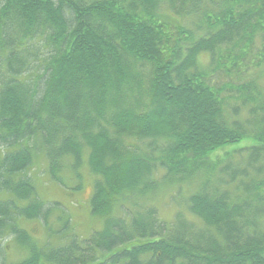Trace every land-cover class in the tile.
I'll return each mask as SVG.
<instances>
[{"label":"trees","instance_id":"trees-1","mask_svg":"<svg viewBox=\"0 0 264 264\" xmlns=\"http://www.w3.org/2000/svg\"><path fill=\"white\" fill-rule=\"evenodd\" d=\"M83 164L86 238L36 187ZM0 192V264H264V0H0Z\"/></svg>","mask_w":264,"mask_h":264},{"label":"rangeland","instance_id":"rangeland-1","mask_svg":"<svg viewBox=\"0 0 264 264\" xmlns=\"http://www.w3.org/2000/svg\"><path fill=\"white\" fill-rule=\"evenodd\" d=\"M225 80L229 81L230 78L226 76ZM234 82L236 83L235 80ZM227 93L228 92H226V94ZM249 142L250 140H245L238 144L237 148L245 147ZM85 165H87V163H85ZM85 165L83 164L75 169L71 168L68 173L63 172V185L57 183L52 178L49 181L48 177H43V175L37 178L38 186L36 183L40 199L53 208L54 216L52 215L49 221L52 225H54V228L58 229L60 227L55 219V217H59L58 222L61 224V227L65 225L66 221H69V227L67 228L69 236H71V233H73L74 235L81 238H86L91 233L100 231L102 228L100 220L98 218L92 217L90 214L89 202L94 193V186L93 177L89 172V168ZM43 168L44 164L42 163V159L39 158L36 161V166L33 173L42 171ZM77 175L80 176V179L77 178ZM8 197L9 195L6 193L0 192V200H4ZM180 197L181 195H179L177 199L179 200ZM159 208L162 212V208ZM176 210V207H172L170 217H165L164 215L162 216L165 220L169 221ZM118 214L121 215L122 212L119 211ZM166 215L169 216V212H166ZM23 227L28 229L39 242L43 243L44 241L48 240L47 238L49 237V234L42 223L24 221ZM4 243L10 245V247H8L6 257L7 260L4 264H10V261L11 263L18 262L21 260L20 258L25 255V253L21 254L20 250L17 249L16 246H13L12 237H7Z\"/></svg>","mask_w":264,"mask_h":264}]
</instances>
